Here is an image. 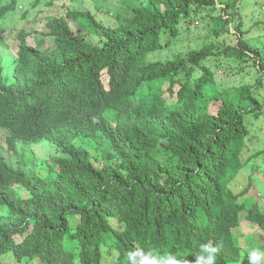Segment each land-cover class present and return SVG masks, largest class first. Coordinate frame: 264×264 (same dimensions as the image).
<instances>
[{
	"label": "trees",
	"instance_id": "1",
	"mask_svg": "<svg viewBox=\"0 0 264 264\" xmlns=\"http://www.w3.org/2000/svg\"><path fill=\"white\" fill-rule=\"evenodd\" d=\"M72 1L31 0L24 17ZM240 1L148 0L114 27L85 10L47 15L42 40L0 28L6 148L18 158L20 143L57 150L44 179L22 159L0 157V264H128L136 249L193 261L201 244L217 249L216 264H238L244 217L264 243V218L246 197L253 187L230 188L247 163L238 143L264 114V47L236 22ZM22 4L6 0L0 20ZM198 17L212 22L218 40L235 30L236 44L153 60ZM228 68L255 79L222 86L218 73ZM102 141L111 150L94 155Z\"/></svg>",
	"mask_w": 264,
	"mask_h": 264
},
{
	"label": "rangeland",
	"instance_id": "2",
	"mask_svg": "<svg viewBox=\"0 0 264 264\" xmlns=\"http://www.w3.org/2000/svg\"><path fill=\"white\" fill-rule=\"evenodd\" d=\"M147 1L148 0H75L67 3L56 2L54 6L46 9L43 13L39 12L37 14V10L31 9L28 18H25L24 14L30 9L28 3L31 2V0H22L24 3L23 8H19L18 13L15 15L9 16L6 20L7 25L5 26L12 28V30L15 28H25L30 32H38L39 35L36 36V39H47L45 37L47 33L45 29L47 15L65 16L67 13L74 10H85L92 12L95 19L103 26L114 27L124 24L131 18L132 12L130 5H140ZM219 3L222 4L220 1ZM238 7L242 18L239 19V17H236V22L243 20L245 29L253 30L250 37H254L249 41L253 46H257L259 49L264 47V28L259 24V22H264V0H241ZM199 20L200 25L193 23L190 28L182 23L179 28L181 32L178 38L174 40L169 48L155 55L153 60L172 59L175 54L186 53L191 49H200L211 43L222 48L225 44L230 42H232L233 45L236 44V38L234 36L235 30L230 28L232 36L224 37V40H218L214 36L212 22L203 17H200ZM69 21L76 34L74 22L72 20ZM84 35L91 44L98 45L100 43V35ZM29 42L33 45L36 44L34 36L29 38ZM49 44L50 43L47 42V45ZM232 66L234 67L233 64ZM218 75L222 80V86L239 82L243 76L247 80L255 79V73L252 70L239 73L236 71L233 72L228 68L226 73L219 72ZM4 136L5 132L0 129V156H5L9 161L13 162L14 165H16L18 159H22L27 170L35 172L40 178L44 179L47 177V168L52 164L53 158L57 154V150L52 144L44 143L43 146L39 145L37 147L33 144H24L29 148L27 151L24 150L21 143L17 144L16 147L20 154L18 158L14 152L11 153L7 148L1 147V145H4ZM238 145L242 149L241 159L243 162L247 163L245 168L242 169L236 179L231 183L230 188L235 193H240L251 185L253 188L246 197L248 196L249 202L253 201L258 204L259 213H261V217L264 218V154L258 157L254 156L258 152L264 151V114L252 118L250 136L247 137L244 143L240 141ZM110 150L109 143L107 141H102L99 149L97 151L92 150V153L102 157L105 151ZM251 156H253L252 159L248 161ZM100 164L103 165L102 160H100ZM21 195L24 198L29 197V193L26 192H23ZM246 197L243 200H246ZM248 209H250V206ZM256 230L257 228L244 217L236 233V240L239 238L241 240V245L243 246L242 256H244L242 262L238 264H249L247 254L250 249L259 248L264 250V243L258 241V239L254 237V235H257L255 234L257 232ZM7 258H12V256H7ZM262 264H264V262H262Z\"/></svg>",
	"mask_w": 264,
	"mask_h": 264
},
{
	"label": "clouds",
	"instance_id": "3",
	"mask_svg": "<svg viewBox=\"0 0 264 264\" xmlns=\"http://www.w3.org/2000/svg\"><path fill=\"white\" fill-rule=\"evenodd\" d=\"M4 4H6V0H1L0 6ZM23 4L20 5L19 8H23ZM18 11L14 13H9L5 19H1L0 28L4 30L10 29L8 26H5L7 25L6 20L9 16H12L18 13ZM17 50H18V46H16V48H14L13 50H11V52L13 54H16ZM6 53L9 54L10 51ZM7 136L8 135L5 132V136L3 138V142L5 146L1 145V147L6 148L8 146ZM12 152L13 151H11V153ZM216 252H217V249L215 247L210 246L209 244H201L199 253L194 257V260L187 261V260L178 259L177 255L174 253L159 254L158 252L154 250L145 251L144 249H136L135 251H130L128 253L127 261H128V264H216ZM247 258L249 260V264H262V262H264V250H261L259 248H252L249 250L247 254Z\"/></svg>",
	"mask_w": 264,
	"mask_h": 264
}]
</instances>
